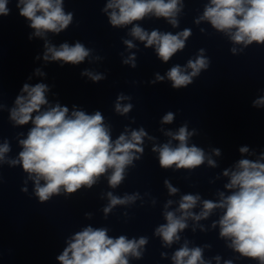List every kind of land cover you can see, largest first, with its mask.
<instances>
[{"label":"clouds","instance_id":"1","mask_svg":"<svg viewBox=\"0 0 264 264\" xmlns=\"http://www.w3.org/2000/svg\"><path fill=\"white\" fill-rule=\"evenodd\" d=\"M11 0H0V17L11 14L9 3ZM18 14L30 21L29 27L34 30L33 35L43 37L46 33H60L68 28L73 20V13H65L63 0H15ZM181 0H109L103 9L108 12L110 24L113 27H123L140 21L149 14L163 17L173 26H178L175 18L182 9ZM208 21L214 29L230 36L233 44H242L246 48L254 42L264 45V0H210L205 6L203 15L195 23ZM203 31V29H201ZM130 35L141 42L145 47H155L158 57L167 63L174 54L182 51L186 41L192 35L190 29H184L177 34L161 33L153 30L150 33L139 25H133ZM32 36H29L31 39ZM124 43L128 48L134 45L130 40ZM45 61H63L64 63L79 64L89 56L90 50L82 43L74 46L63 43L56 48L45 43ZM233 47L231 52L236 53ZM243 51V49H241ZM205 49H199L195 60L189 59L185 67L179 64L167 72V79L171 81L174 89L187 87L198 76L201 70L209 67V59L204 55ZM39 59V57H37ZM135 56L124 60L134 68ZM188 69L191 71L189 72ZM37 75L43 73L37 69ZM94 82L103 79L101 74L85 71ZM164 77L156 75V81H163ZM156 81H152L155 83ZM48 86L37 83L31 86L25 83L21 94L15 99V106L10 109V120L15 125H33L27 138L19 141L22 151L16 159L7 161L11 166L22 165L23 170L34 180V193L41 203L49 201L51 197L61 192L71 195L82 187L91 188L100 176L111 169L108 183L115 188L125 178V169L132 165L134 160L140 159L137 153L142 154L143 138L147 132L140 128L132 130L130 135L121 134L113 141L110 130L104 125V117L99 111L88 115L83 111H73L59 103L49 105L45 93ZM130 99L120 95L117 98L115 110L124 115L131 111L132 104L122 105L120 101ZM254 107H264V97L253 102ZM35 114V115H34ZM174 114L168 112L163 116L162 123L170 124ZM173 140L178 141L172 146L171 140L163 145L154 146L152 151L159 153V165L162 168L194 169L202 165L205 160L211 167L216 162L206 156L205 152L195 145L189 146L188 138L193 135L187 126L179 128L178 132H167ZM152 139V137H149ZM10 151L7 141L0 145V162L5 160V154ZM241 154L248 153L247 147L239 149ZM219 156L220 149H214ZM264 154L259 160L240 159L235 170H225L223 175L229 177L225 188L231 191L230 195L219 193L218 201H202V210L196 214L192 211L200 201L199 195L187 194L182 196L179 207L175 211H168L173 203L171 200L165 204L164 218L166 224L155 229V235L160 237L164 246H171L180 240L179 233L188 225L190 218L194 221L206 219L216 209L223 211L217 223L220 228V237L230 240L228 247L239 253L241 257L255 260L264 264ZM43 181V184H41ZM165 186L170 195L177 193L167 180ZM26 192L27 189L23 188ZM109 204L103 211L105 215L111 212L116 205L134 202L138 194L125 195L123 198L108 194ZM179 212L178 216L176 213ZM148 243L147 237L127 239L121 235L111 238L107 229H93L91 226L77 232L68 242L63 253L57 257L60 264H129L128 257L142 258L141 249ZM162 256L166 255L164 253ZM173 264H206L203 259L201 247L189 248L187 242L181 246L171 257ZM217 264L220 257L216 256ZM225 264H233L231 260Z\"/></svg>","mask_w":264,"mask_h":264}]
</instances>
